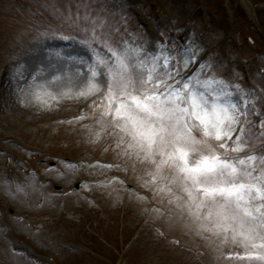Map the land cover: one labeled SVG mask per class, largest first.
<instances>
[{
	"label": "rangeland",
	"instance_id": "rangeland-1",
	"mask_svg": "<svg viewBox=\"0 0 264 264\" xmlns=\"http://www.w3.org/2000/svg\"><path fill=\"white\" fill-rule=\"evenodd\" d=\"M99 1L0 0V216L8 230H1L0 224V264H264L237 258V254L259 251L246 250L240 237L233 241L229 233L225 240L222 232L204 231L202 226L212 227L204 219L208 208L201 209L198 219L187 193L168 169L155 173L152 166L127 154L113 121L105 119V103L98 97H78L89 84L84 68L77 74L78 63L71 70L66 66L61 80L52 86L41 87L50 77L31 78L39 68L47 70L50 61L56 62L58 52L82 57L77 39L61 49L45 46L65 33L84 39L86 22L76 17L96 14L113 47L119 42L146 50L145 43L151 41L137 23L152 35L153 44L158 29L165 32L172 27L218 78L238 85L239 90L240 65L247 67L249 81L256 85L253 97L264 110L260 95L264 93V0H203L209 11L200 6L202 14L196 12L195 0H118V4L106 0L108 5ZM105 7L114 11L108 13ZM118 28L119 34H112ZM101 54L105 55L102 50ZM86 108L90 112L77 119ZM98 111H102L99 116ZM242 142L247 153L264 158V134L258 136L246 126ZM65 157L118 163L105 168L84 166L82 177L90 183L86 178L88 183L75 190L78 170L60 162L65 173L60 176L49 165ZM256 166L260 167L259 161ZM40 173V179L52 180L42 190L35 187ZM149 173L156 174L155 183ZM116 176L136 190H147L149 199L123 187ZM10 177L15 188L32 180L27 195L13 197L7 191ZM65 190L69 192L64 194ZM40 193L45 203L38 208ZM199 200L196 196L195 202ZM159 205L163 211L157 209ZM69 228L74 232L69 233ZM12 242L33 249L31 255L41 263L16 250ZM47 254L55 260H46Z\"/></svg>",
	"mask_w": 264,
	"mask_h": 264
},
{
	"label": "snow or ice",
	"instance_id": "snow-or-ice-1",
	"mask_svg": "<svg viewBox=\"0 0 264 264\" xmlns=\"http://www.w3.org/2000/svg\"><path fill=\"white\" fill-rule=\"evenodd\" d=\"M76 19L86 22L85 38L79 43L90 50V62L61 51L56 62L50 61L47 70L39 68L32 80L50 77L41 87L52 86L61 80L66 66L71 70L78 63L77 74L84 68L89 80L78 97H98L105 103L104 115L111 117L127 154L152 166L155 173L168 169L181 183L198 219L207 207L204 219L212 227L202 226L204 231L222 232L225 240L231 233L233 241L243 240L246 250H259L237 254L238 259L264 261V235H260L264 232V158L247 153L243 127L237 134L241 117L248 123L249 105L253 115H259L255 110L259 101L244 93L236 103L233 97L239 86L218 78L210 65L199 63L198 75L196 69L189 71L198 63L191 45L173 46L161 39L150 51L119 42L113 47L108 42L111 36L103 32V21L89 14ZM155 173H149L153 183ZM193 193L200 197L199 203Z\"/></svg>",
	"mask_w": 264,
	"mask_h": 264
}]
</instances>
